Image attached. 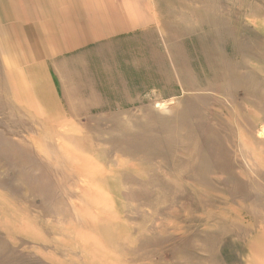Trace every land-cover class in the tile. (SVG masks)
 Returning <instances> with one entry per match:
<instances>
[{"label":"rangeland","instance_id":"obj_1","mask_svg":"<svg viewBox=\"0 0 264 264\" xmlns=\"http://www.w3.org/2000/svg\"><path fill=\"white\" fill-rule=\"evenodd\" d=\"M155 13L55 71L61 121L0 70V264H234L264 229V0Z\"/></svg>","mask_w":264,"mask_h":264},{"label":"crops","instance_id":"obj_2","mask_svg":"<svg viewBox=\"0 0 264 264\" xmlns=\"http://www.w3.org/2000/svg\"><path fill=\"white\" fill-rule=\"evenodd\" d=\"M157 19L155 0H0L9 101L46 120L65 119L55 71L81 53L142 36ZM234 264H264V229L249 235Z\"/></svg>","mask_w":264,"mask_h":264},{"label":"bare ground","instance_id":"obj_3","mask_svg":"<svg viewBox=\"0 0 264 264\" xmlns=\"http://www.w3.org/2000/svg\"><path fill=\"white\" fill-rule=\"evenodd\" d=\"M260 135H264V126L261 128Z\"/></svg>","mask_w":264,"mask_h":264}]
</instances>
